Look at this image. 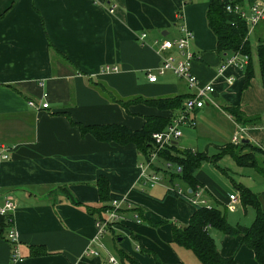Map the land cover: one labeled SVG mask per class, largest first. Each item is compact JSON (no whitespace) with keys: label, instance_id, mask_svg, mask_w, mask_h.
I'll return each instance as SVG.
<instances>
[{"label":"crops","instance_id":"obj_1","mask_svg":"<svg viewBox=\"0 0 264 264\" xmlns=\"http://www.w3.org/2000/svg\"><path fill=\"white\" fill-rule=\"evenodd\" d=\"M210 1L0 0V205L7 199L16 204L11 220L0 216V264H129L122 254L139 264H202L191 250L172 242L173 226L187 225L197 208L189 186L179 181L189 192L184 197L167 194L166 180L145 185L139 167L143 154L135 144L98 140L82 134L76 125L118 124L135 131L147 118L170 123L180 108L160 107L148 100L176 98L182 104L192 93L184 79L157 70L160 44L181 37L183 28L193 34L192 72L200 84L212 83L215 90L211 102L195 110L192 124L181 128V137L162 153L155 167L164 169L170 162L178 169L180 165L170 161L173 156L176 159L187 150L204 152L209 159L200 164L196 179L209 206L215 200L231 213L239 206L242 216L236 223L228 222L250 226L255 208L242 203L238 188L244 187L257 196L264 210V86L257 59L255 64L252 60L250 78L246 66L227 65L219 74L231 53L216 49L206 16ZM255 36L256 44L264 42V31L257 30ZM167 53L180 57L175 47ZM106 65L118 70L103 72ZM147 73L155 74L156 80L149 82ZM46 102L47 108H41ZM229 107L237 109L243 123L227 111ZM239 125L245 132L234 144L231 138ZM226 143L242 145V154L252 152V147L259 149L261 153L253 151L256 165L239 166L229 155L212 161L217 147ZM1 146L9 147L6 159L1 157ZM225 157L233 160L236 169L251 168L254 179L229 177L233 190L224 192L203 168L208 165L215 174L232 171L244 176L243 170L220 165ZM100 178L107 180L108 199L128 200L140 221L127 212L121 223L98 238L95 210L103 204L97 187ZM230 194L237 199L234 210L228 209ZM11 225L18 234L22 261L11 260L12 247L5 238ZM208 231L221 256L233 255L235 264H259L245 244L236 249L241 235L212 227ZM87 248L99 255L85 254Z\"/></svg>","mask_w":264,"mask_h":264},{"label":"trees","instance_id":"obj_2","mask_svg":"<svg viewBox=\"0 0 264 264\" xmlns=\"http://www.w3.org/2000/svg\"><path fill=\"white\" fill-rule=\"evenodd\" d=\"M233 0H211L206 12L208 26L215 34L217 39V51L220 53L240 51L249 56V61L245 67L247 69V78L252 76V46L247 36L248 28L243 20L237 15L229 13L225 9V5ZM243 2V0H235ZM253 1V0H252ZM255 55L259 68L261 84L264 86V42L260 41L255 48ZM111 98L117 101L113 96ZM150 103L160 107H172L181 108L182 104L179 99L176 98H160L148 100ZM117 102L123 103L121 100ZM227 111L232 112L237 122L243 123L241 114L232 107L226 108ZM158 122H160V125ZM171 122V121H170ZM169 124V120L166 119H153L147 118L142 129L130 130L123 125L108 124V125H93L85 126L82 124H76L81 133L91 134L98 140L102 141H114L119 144L133 143L137 150L143 155H147L152 146V134L151 130L155 127L164 129ZM165 126V127H164ZM164 127V128H162ZM155 132V131H154ZM175 142V141H174ZM173 143V142H172ZM170 143L159 153V160L162 153L171 146ZM174 146V145H172ZM242 145L234 146L231 143H226L222 146H218V153L212 161H218L222 156H231L239 166H255L256 160L253 151L261 153L257 148H251L252 152L242 154ZM259 151V152H257ZM165 155V152H164ZM209 157L203 152L185 151L181 156H175L170 158V161L174 160L175 163L180 165L170 166L169 168L158 169L165 174V179L174 185L175 181H184L189 186L190 193H194L198 190L199 184L196 179V172L200 164L203 161H207ZM169 161V160H168ZM170 163V162H169ZM170 165H172L170 163ZM100 200L103 202L100 208L96 209L95 218L101 215L102 212L108 208V183L105 178H100L97 182ZM186 190V189H185ZM240 192V198L244 205H251L255 208V217L250 226H233L227 220L226 212L218 207H207L205 205H197L196 211L191 216L187 225H175L172 228V242L186 249L191 250L195 256L201 261L202 264H235L234 256L223 257L219 254L217 245L214 238L209 233V227L217 229L223 234L229 235H241L236 249L245 244L251 248L254 252L255 258L259 264H264V210L260 205V201L257 196L252 193L251 190L244 187L238 188ZM188 194L189 192L186 191ZM167 194L176 195L170 188L167 189ZM202 194L205 195V191L202 189ZM186 197V195H183ZM107 201V202H106ZM138 214V213H137ZM139 216V215H138ZM156 224V223H154ZM159 224V223H158ZM34 254L40 253L33 249ZM129 264H139L136 260H133L130 256L122 254Z\"/></svg>","mask_w":264,"mask_h":264},{"label":"built area","instance_id":"obj_3","mask_svg":"<svg viewBox=\"0 0 264 264\" xmlns=\"http://www.w3.org/2000/svg\"><path fill=\"white\" fill-rule=\"evenodd\" d=\"M115 6L111 5L108 11L112 13ZM225 9L229 13L237 15L241 20L244 21L248 28V32L256 26L260 21L264 20V0H253L251 3L230 1L225 5ZM145 33H141L139 38L143 40ZM193 34L187 28H183V35L174 40H163L160 44L161 52V63L158 66V73L162 74L167 71L172 72L177 77L184 79L187 82V86L192 90V93L184 99L182 107L179 109L178 113L175 114L171 122L162 130L155 131L152 133V146L148 151L147 155H142V161L139 163L141 170V177L145 185L153 187L154 185L165 181V174L155 167V163L159 159V153L170 143L178 140L182 135L181 128L185 125H191L193 122V113L195 110L202 108L206 103L211 102V95L215 88L212 83L200 84L196 75L192 72L191 62L194 59V53L189 48V42ZM176 48L177 54L180 56L177 59L173 53H167L168 50ZM249 61V56L240 51L232 52L231 55L225 60V62L219 68V74L224 71L227 65H236L239 68H243L247 65ZM118 70L117 66L106 65L103 67V72H115ZM147 78L149 82L156 80V75L152 73H147ZM228 82L232 81V78H227ZM32 104V102H30ZM48 103H43L40 107L47 108ZM245 132V128L241 125L237 126L236 133L232 136L231 142L238 144L240 142L239 136ZM3 154L1 157L3 159L8 158L7 152L8 146H1ZM171 165L169 162L164 164V168H169ZM179 169V168H178ZM173 192L178 196L186 195L187 193L177 184L169 185ZM190 200L197 205H205L210 207L208 202L202 198V190H198L190 195ZM228 209L234 210L237 199L235 195H229ZM16 204L15 202L7 199L0 205V216L7 217L11 220L13 213L15 212ZM129 212L132 214L136 221H140V218L133 209V205L126 200L122 199H111L108 202V208L105 209L101 215L95 218V229L96 236L98 238L104 236L109 231H111L117 224L124 220L125 214ZM5 238L11 244L12 261H22L19 250V240L18 234L13 225L7 228ZM85 254L99 255V251L92 248H87ZM109 261H113L110 258Z\"/></svg>","mask_w":264,"mask_h":264},{"label":"rangeland","instance_id":"obj_4","mask_svg":"<svg viewBox=\"0 0 264 264\" xmlns=\"http://www.w3.org/2000/svg\"><path fill=\"white\" fill-rule=\"evenodd\" d=\"M257 30H259V32L264 31V21L259 22L258 25L255 28V32L254 34L250 35V42H251V46H252V60L255 64L256 58H255V48H256V42L257 39L255 36ZM220 165L225 166V167H229L232 170H243L244 176L236 174L232 171H230L231 173L224 175V174H220L217 171V174H215L211 167L205 166L203 168V172L210 178L212 179V181H214L224 192L229 193L230 191L233 190L232 185L230 184L229 181V177L233 178H238L241 177L244 181H252L254 179V177L252 176V169L251 168H240V169H236L233 160L230 157H225L223 160H221ZM257 176V175H256ZM258 178V177H257ZM248 183V182H247ZM175 184H177L178 186H180L183 189V184H181L179 181H177ZM204 196V195H203ZM205 197V196H204ZM214 207H218L221 210L226 212L227 215V220L230 221H234L236 223L237 219L239 216H242L243 211L242 208L238 206L237 210L233 213L229 212L226 210V208L222 205V204H218V202H216L215 200L212 201ZM247 210H252L251 207H248Z\"/></svg>","mask_w":264,"mask_h":264},{"label":"water","instance_id":"obj_5","mask_svg":"<svg viewBox=\"0 0 264 264\" xmlns=\"http://www.w3.org/2000/svg\"><path fill=\"white\" fill-rule=\"evenodd\" d=\"M246 141H247V140H245V139H244V140H242V142H246ZM189 192H190V190H189Z\"/></svg>","mask_w":264,"mask_h":264}]
</instances>
